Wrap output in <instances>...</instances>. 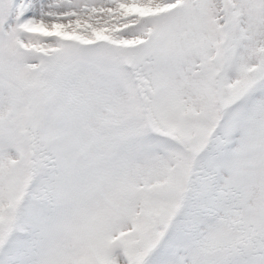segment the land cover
<instances>
[{
	"label": "snow or ice",
	"instance_id": "snow-or-ice-1",
	"mask_svg": "<svg viewBox=\"0 0 264 264\" xmlns=\"http://www.w3.org/2000/svg\"><path fill=\"white\" fill-rule=\"evenodd\" d=\"M0 264H264V0H0Z\"/></svg>",
	"mask_w": 264,
	"mask_h": 264
}]
</instances>
